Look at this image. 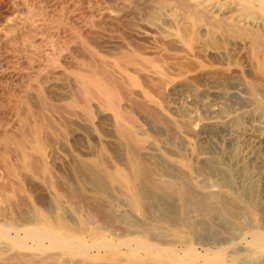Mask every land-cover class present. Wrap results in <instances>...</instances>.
Listing matches in <instances>:
<instances>
[{"label": "rangeland", "instance_id": "rangeland-1", "mask_svg": "<svg viewBox=\"0 0 264 264\" xmlns=\"http://www.w3.org/2000/svg\"><path fill=\"white\" fill-rule=\"evenodd\" d=\"M17 1L0 16V264H264V21L173 0L216 24L176 65L169 0Z\"/></svg>", "mask_w": 264, "mask_h": 264}, {"label": "bare ground", "instance_id": "bare-ground-1", "mask_svg": "<svg viewBox=\"0 0 264 264\" xmlns=\"http://www.w3.org/2000/svg\"><path fill=\"white\" fill-rule=\"evenodd\" d=\"M157 1V0H156ZM178 1V0H177ZM181 1V0H180ZM180 1H178L176 4H178ZM182 1H186V0H182ZM201 1H203V0H201ZM223 1H225V0H223ZM21 2V1H20ZM28 2V1H27ZM154 2V1H153ZM160 2H163V1H160ZM159 2V3H160ZM165 2H167V1H165ZM165 2L161 5V6H164V4H165ZM169 2L170 3H174V7L175 8H179L180 9V11L182 12V13H178V12H176V11H174L173 9H175V8H173V9H171L172 7L171 6H169L168 7V9L166 10V11H168V13H169V15H171V16H174V18L173 19H169L168 20V22H169V24H173L174 25V27H175V32L174 33H168V34H170L171 36H172V41L174 42V46H177V47H175L176 48V51H177V53H175V55L174 56H171V55H169V56H171L170 58L171 59H174V61L176 60L177 62H178V60L179 59H181V57H183L185 54H188V52H189V50H188V48H187V43H190V42H192V40L193 39H196V38H198L199 36H206L208 33H209V29H207V27H205L203 24H199V21L201 22V20H203L204 22V24H206V25H210V24H212V27H213V25L215 26L216 24H213L212 23V21H211V19H209L210 17H208V16H206V17H203L204 15H206L207 13L206 12H204L205 14H203V13H201L200 12V9H201V7H202V3L200 2V1H196V2H194L193 4H191V5H189V6H187V5H185V2H184V5H181V4H179V5H176L175 4V2H173V0L171 1V0H169ZM169 2H168V4H169ZM18 3V1L17 0H0V9H2L3 7H5V10H3V11H1L0 10V16L1 15H4L5 13L7 14V13H9L10 11H13V10H15V6H16V4ZM29 3H31V2H29ZM152 3V2H151ZM183 3V2H182ZM135 4V3H134ZM157 4V3H156ZM161 4V3H160ZM258 6V8H261V9H264V0H255V1H252V2H249L248 0H234L233 2H231V4H225V3H223V2H220V0H211L210 1V3L209 4H207V6H206V10H208V12L210 13V14H214L215 12H219V13H222L223 15L224 14H232V13H234V12H236V18L237 19H239L240 21H245L246 23H255V24H260V23H262L264 20H263V18L262 17H260L259 15H256V13L254 12V10H256L255 9V6ZM66 7V6H65ZM128 7V6H127ZM166 7V6H165ZM171 7V8H170ZM35 9V8H34ZM178 9V10H179ZM132 10H134V9H132ZM49 11V10H48ZM58 11V10H57ZM116 11V10H115ZM114 11V12H115ZM158 11V10H157ZM160 12V11H159ZM24 13V12H23ZM41 13V12H40ZM50 13H51V11H50ZM144 13V12H143ZM160 13H163V12H160ZM199 13H201V14H203V16L202 15H200ZM116 14V13H115ZM154 14V13H153ZM15 15V14H14ZM161 15V14H160ZM165 15V14H164ZM59 16V15H58ZM163 16V15H162ZM13 17V16H12ZM91 17V16H90ZM123 17V16H122ZM208 17V18H207ZM164 18H166V17H164ZM163 18V19H164ZM58 20V19H57ZM91 20V19H90ZM166 20V19H165ZM165 20H164V22H165ZM220 20H222V19H220ZM8 21V20H7ZM149 21V20H148ZM155 21V20H154ZM160 21H162V19L160 20ZM167 21V20H166ZM219 21V20H218ZM9 22V21H8ZM16 22V21H15ZM163 22V21H162ZM163 22V23H164ZM17 23V22H16ZM31 23V22H30ZM150 23V22H149ZM157 23V22H156ZM162 23V24H163ZM167 23V22H166ZM12 24V23H11ZM29 24V23H28ZM161 24V25H162ZM168 24V25H169ZM224 24V23H223ZM158 25V24H157ZM173 25H171V26H173ZM219 25V24H218ZM217 25V26H218ZM7 26V25H6ZM25 26V25H24ZM75 26V25H74ZM159 26V25H158ZM166 26V25H165ZM223 26H225V25H223ZM230 26V25H229ZM169 27V26H168ZM167 27V28H168ZM209 27V26H208ZM77 28V27H76ZM221 28H223V27H221ZM224 28H226V27H224ZM223 28V29H224ZM233 28V27H232ZM33 29V28H32ZM37 29V28H36ZM115 29V28H114ZM157 29V28H156ZM174 29V28H173ZM228 29H229V27H228ZM5 30V29H4ZM149 31H150V29H148ZM227 30V29H226ZM237 30V29H236ZM236 30H234V31H236ZM32 31V30H31ZM132 31V30H131ZM242 31V30H241ZM67 32V31H66ZM85 32V31H84ZM153 33H154V31H152ZM223 32H225V31H223ZM15 33V32H14ZM36 33V32H35ZM39 33V32H38ZM37 33V34H38ZM41 33V32H40ZM87 33V32H86ZM97 33V32H96ZM164 33H165V31H164ZM236 33V32H235ZM46 34V33H45ZM245 34V33H244ZM213 35V34H212ZM2 36H4V35H2V34H0V42H4L5 41V37L4 38H2ZM6 36V35H5ZM32 36V35H31ZM60 36V35H59ZM156 36V35H155ZM23 37V36H22ZM145 37V36H144ZM31 38H33V36L31 37ZM110 38V37H109ZM118 38V37H117ZM141 38V37H140ZM52 39V38H51ZM115 39V38H114ZM151 39V38H150ZM215 39V38H214ZM252 39V38H251ZM27 40H28V38H27ZM125 40H127V39H125ZM136 40V39H135ZM161 40V39H160ZM159 40V41H160ZM171 40V39H170ZM199 39H197V41H198ZM8 41V40H7ZM13 41V40H12ZM42 41V40H41ZM162 41V40H161ZM167 41V40H166ZM171 41V42H172ZM202 40H199L198 41V44H199V42H201ZM14 42V41H13ZM19 42V41H18ZM36 42V41H35ZM169 43V44H172V43ZM57 43V42H56ZM65 43V42H64ZM202 43V42H201ZM261 43V42H260ZM4 44V43H3ZM161 44V43H160ZM197 44V43H196ZM197 44V45H198ZM215 44V43H214ZM238 44V43H237ZM236 44V45H237ZM251 44V43H250ZM56 45V44H55ZM66 45V44H65ZM95 45V44H94ZM192 45V44H191ZM202 45V44H201ZM142 46V45H141ZM239 46V45H238ZM83 47V46H82ZM28 48V47H27ZM9 49V48H8ZM217 49H219V48H217ZM142 50V49H141ZM263 50V49H262ZM228 51V50H227ZM31 52H32V50H31ZM57 52V51H56ZM72 52V51H71ZM162 52V51H161ZM140 53V52H139ZM254 53V52H253ZM143 54V53H142ZM163 54H165V53H163ZM214 54V53H213ZM219 54H220V52H219ZM161 55V54H160ZM166 55V54H165ZM241 56V55H240ZM248 56V55H247ZM44 57V56H43ZM131 57V56H130ZM224 57V56H223ZM4 58V57H3ZM27 58V57H26ZM78 58V57H77ZM168 58V57H167ZM169 58V59H170ZM64 59V58H63ZM154 59V58H153ZM170 59V60H171ZM96 61H97V59H96ZM127 61V60H126ZM137 61V60H136ZM135 61V62H136ZM162 61V60H161ZM160 61V62H161ZM172 61V60H171ZM169 62L170 64L171 63H173V64H176L177 65V63H176V61L175 62ZM180 61V60H179ZM261 61V60H260ZM50 62H52V61H50ZM62 62V61H61ZM120 62V61H119ZM205 62V61H204ZM128 63V62H127ZM165 63V62H164ZM253 63V62H252ZM17 64V63H16ZM138 64H140V63H138ZM172 64V65H173ZM185 64H186V62H185ZM161 66V65H160ZM167 66V65H166ZM170 66V65H169ZM180 66H181V64H180ZM168 67V66H167ZM173 67H175L174 65H173ZM172 67V68H173ZM191 67V66H190ZM260 70L261 71H263L264 70V59L262 60V63H261V65H260ZM76 68V67H75ZM110 68V67H109ZM143 68H148V67H146V66H144L143 65ZM164 68V67H163ZM170 68H171V66H170ZM182 68V67H181ZM185 68H187V67H185ZM194 68V67H193ZM192 68V69H193ZM103 69V68H102ZM129 69V68H128ZM165 69V68H164ZM163 69V70H164ZM182 69H184V68H182ZM188 69V68H187ZM43 70V69H42ZM81 70V69H80ZM132 70H136V69H132ZM137 71V70H136ZM215 71V70H214ZM222 71V70H221ZM131 72V71H130ZM148 72H151V71H148ZM147 72V73H148ZM168 72V71H167ZM219 72V71H218ZM233 72V71H232ZM16 73V72H15ZM147 73L144 75V76H146L147 75ZM152 73V72H151ZM180 73H181V71H180ZM200 73V72H199ZM236 73V72H235ZM109 74H111V73H109ZM137 74H139V73H137ZM106 75V74H105ZM112 75V74H111ZM141 75V74H140ZM218 75V74H217ZM222 75V74H221ZM102 76V75H101ZM113 76V75H112ZM141 76H143V75H141ZM140 76V77H141ZM143 76V77H144ZM152 76V75H151ZM150 76V77H151ZM175 76V75H174ZM149 77V76H148ZM147 77V78H148ZM227 77V76H226ZM108 78V77H107ZM115 78V77H114ZM153 78V77H152ZM156 78V77H155ZM218 78V77H217ZM154 79V78H153ZM189 79H190V77H189ZM111 80V79H110ZM110 80H108L107 81V83H110L109 81ZM115 80V79H114ZM215 80V79H214ZM113 81V80H112ZM13 82V81H12ZM78 82V81H77ZM227 82V81H226ZM79 83V82H78ZM114 83V82H113ZM177 83V82H176ZM111 84V83H110ZM110 84L108 85V86H110ZM148 86V85H147ZM218 86V85H217ZM112 87V86H111ZM118 87V86H117ZM158 87H161L162 88V85L160 84V85H158ZM47 88V87H46ZM152 89H154V88H152ZM176 89V88H175ZM120 90V89H119ZM151 90V89H150ZM162 90V89H161ZM77 92V91H76ZM163 92V91H162ZM27 93V92H26ZM74 93H75V91H74ZM120 93V92H119ZM153 93V92H152ZM157 93V92H156ZM14 94V93H13ZM125 94V93H124ZM137 94V93H136ZM160 94V93H159ZM162 94V93H161ZM56 95V94H55ZM75 95V94H74ZM95 95V94H94ZM135 95V94H134ZM93 96V95H92ZM125 96V95H124ZM155 97H157V96H155ZM42 99V98H41ZM77 99V98H76ZM131 99V98H130ZM81 100H83V99H81ZM113 101V100H112ZM81 102V101H80ZM5 103V102H4ZM13 103V102H12ZM164 104V103H163ZM44 105H45V102H44ZM54 105V104H53ZM58 106V105H57ZM51 107H53V106H51ZM134 107V106H133ZM168 107V106H167ZM54 108V107H53ZM33 109V108H32ZM48 109V108H47ZM46 109V110H47ZM148 109V108H147ZM35 110V109H34ZM60 110V109H59ZM137 110V109H136ZM139 110V109H138ZM66 111V110H65ZM71 111V110H70ZM123 111V110H122ZM152 111V110H151ZM55 113V112H54ZM68 113V112H67ZM144 113V112H143ZM34 114V113H33ZM51 114V113H50ZM58 114V113H57ZM22 115V114H21ZM20 115V116H21ZM52 115V114H51ZM70 115V114H69ZM106 115V114H105ZM147 115H148V113H147ZM37 116H38V114H37ZM60 116V115H59ZM82 116V115H81ZM122 116H123V114H122ZM184 116V115H183ZM12 117V116H11ZM22 117V116H21ZM39 117V116H38ZM151 118V117H150ZM166 118V117H165ZM127 119V118H126ZM131 119V118H130ZM163 119V118H162ZM45 120V119H44ZM105 120V119H104ZM129 120V119H128ZM134 120V119H133ZM168 120V119H167ZM67 121V120H66ZM165 121V120H164ZM64 122V121H63ZM166 122V121H165ZM65 123V122H64ZM100 123V122H99ZM180 123V122H179ZM30 124V123H29ZM45 124V123H44ZM182 124V123H181ZM186 124V123H185ZM190 125V124H189ZM209 125V124H208ZM50 126V125H49ZM166 126V125H165ZM77 127V126H76ZM99 127V126H98ZM168 127V126H167ZM192 127V126H191ZM190 127V128H191ZM68 128V127H67ZM100 128V127H99ZM135 128V127H134ZM149 128V127H148ZM169 128V127H168ZM199 128V127H198ZM42 129H44V128H42ZM52 129V128H51ZM188 129V128H187ZM69 130V129H68ZM141 131V130H140ZM156 131V130H155ZM202 131V130H201ZM174 132V131H173ZM45 133V132H44ZM86 133V132H85ZM77 134V133H76ZM102 134V133H101ZM171 134H173V133H171ZM27 136V135H26ZM124 136V135H123ZM161 136V135H160ZM61 137V136H60ZM70 137V136H69ZM82 137V136H81ZM126 137V136H125ZM49 138V137H48ZM83 138V137H82ZM91 138V137H90ZM130 138H131V136H130ZM171 138V137H170ZM98 139V141H99V138H97ZM126 139V138H125ZM50 140H51V138H50ZM3 141V140H2ZM162 141V140H161ZM169 141V140H168ZM178 141V140H177ZM77 142V141H76ZM106 142V141H105ZM172 142V141H171ZM52 144V143H51ZM102 144V143H101ZM61 145V144H60ZM78 145V144H77ZM46 146V145H45ZM9 147V146H8ZM109 147V146H108ZM111 148V147H110ZM53 149V148H52ZM51 149V150H52ZM118 149V148H117ZM144 149H145V155H148V150L149 149H151V146L150 145H146V146H144ZM153 149V148H152ZM5 150V149H4ZM15 150V149H14ZM17 151V150H16ZM78 151V150H77ZM133 151V150H132ZM136 152H138V151H136ZM19 153V152H18ZM68 153V152H67ZM70 154V153H69ZM52 155V154H51ZM149 155H150V153H149ZM135 156V155H134ZM149 157V156H148ZM74 158V157H73ZM20 159V158H19ZM68 159V158H67ZM71 159V158H70ZM148 159V158H147ZM152 159V158H151ZM54 160V159H53ZM76 160V159H75ZM117 161V160H116ZM82 162V161H81ZM74 163V162H73ZM165 163V162H164ZM87 164V163H86ZM139 164V163H138ZM160 164H162V163H160ZM75 165V164H74ZM78 165V164H77ZM4 166V165H3ZM2 166V167H3ZM86 166V165H85ZM30 167H32V165L30 166ZM36 167V166H35ZM4 168V167H3ZM78 168V167H77ZM80 168V167H79ZM109 168V167H108ZM157 168V167H156ZM141 169V168H140ZM147 169V168H146ZM76 170V169H75ZM92 170V169H91ZM163 170V169H162ZM39 171V170H38ZM145 171V170H144ZM196 171V170H195ZM2 172V171H1ZM5 172H7V171H5ZM11 172V171H10ZM149 172H150V170H149ZM163 172V171H162ZM2 174V173H1ZM9 174V173H8ZM78 174V173H77ZM148 174V173H147ZM180 174V173H179ZM198 175V174H197ZM45 176V175H44ZM87 176V175H86ZM165 176V175H164ZM47 177V176H46ZM81 177V176H80ZM99 177V176H98ZM147 177V176H146ZM88 178V177H87ZM86 178V179H87ZM158 178V177H157ZM143 179V178H142ZM1 181V180H0ZM86 181V180H85ZM151 181V180H150ZM182 182V181H181ZM160 183V182H159ZM212 183V182H211ZM214 183V182H213ZM90 184V183H89ZM104 184V183H103ZM204 184V183H203ZM226 184V183H225ZM237 184V183H236ZM105 185V184H104ZM166 185V184H165ZM172 185V184H171ZM215 185V184H214ZM4 186V185H3ZM156 186V185H155ZM154 186V187H155ZM182 186V185H181ZM108 187V186H107ZM106 187V188H107ZM218 187V186H217ZM18 188V187H17ZM153 188V187H152ZM167 188V187H166ZM172 188V187H171ZM215 188V187H214ZM3 189V188H2ZM98 189V188H97ZM139 189V188H138ZM191 189V188H190ZM251 189V188H250ZM104 190H105V188H104ZM103 190V191H104ZM117 190V189H116ZM183 190H185V189H183ZM230 190V189H229ZM17 191H18V189H17ZM62 191V190H61ZM145 191V190H144ZM155 191V190H154ZM175 192V191H174ZM190 192V191H189ZM155 193V192H154ZM182 193V192H181ZM161 195V194H160ZM159 195V196H160ZM253 195V194H252ZM79 197V196H78ZM118 197V196H117ZM141 197V196H140ZM76 198V197H75ZM149 198V197H148ZM218 198V197H217ZM1 199V198H0ZM145 199V198H144ZM122 200V199H121ZM126 200V199H125ZM147 200V199H146ZM217 200V199H216ZM74 201V200H73ZM115 201V200H114ZM183 201V200H182ZM187 201V200H186ZM200 201V200H199ZM76 202V201H75ZM113 202V201H112ZM119 202H120V200H119ZM146 202V201H145ZM202 202V201H201ZM215 202V201H214ZM115 203V202H114ZM123 203V202H122ZM143 203V202H142ZM184 203V202H183ZM183 203H182V205H183ZM196 203V202H195ZM77 204V203H76ZM124 204H126L125 202H124ZM149 204V203H148ZM23 205V204H22ZM94 205V204H93ZM99 205V204H98ZM146 205V204H145ZM189 205V204H188ZM201 205V204H200ZM206 205V204H205ZM72 206V205H71ZM74 206V205H73ZM87 206V205H86ZM92 206V205H91ZM101 206V205H100ZM104 206V205H103ZM154 206V205H153ZM194 206V205H193ZM225 206V205H224ZM99 207V206H98ZM97 206H96V208H98ZM168 207V206H167ZM170 207V206H169ZM226 207V206H225ZM62 208V207H61ZM74 208V207H73ZM108 208H110V207H108ZM143 208V207H142ZM232 208V207H231ZM243 208V207H242ZM104 209V208H103ZM105 209L107 210V208L105 207ZM120 209V208H119ZM118 209V210H119ZM63 210V209H62ZM76 210V209H75ZM84 210V209H83ZM91 210V209H90ZM100 210V209H99ZM98 210V211H99ZM105 210V211H106ZM110 210H111V208H110ZM130 210V209H129ZM128 210V211H129ZM151 210V209H150ZM217 210V209H216ZM25 211V210H24ZM123 211V210H122ZM122 211H121V213H122ZM202 211V210H201ZM118 212H120V211H118ZM131 212V211H130ZM110 213V212H109ZM82 214H84V212L82 213ZM111 214V213H110ZM113 214L115 215V213H114V211H113ZM156 214V213H155ZM239 214H240V211H239ZM16 215V214H15ZM29 215V214H28ZM114 215H112V217L114 216ZM135 215V214H134ZM154 215V214H153ZM196 215V214H195ZM67 216V215H66ZM119 215H117V217H118ZM111 217V216H110ZM157 217V216H156ZM164 217V216H163ZM223 217V216H222ZM231 217V216H230ZM235 217V216H234ZM100 218V217H99ZM103 218V217H102ZM150 218V217H149ZM101 219V218H100ZM114 219V218H113ZM121 219V218H120ZM136 219V218H135ZM242 219H243V217H242ZM26 220V219H25ZM29 220V219H28ZM92 220V219H91ZM104 220V219H103ZM110 220H111V218H110ZM117 220H119V219H117ZM147 220V219H146ZM183 220V219H182ZM102 221V220H101ZM138 221V220H137ZM91 222V221H90ZM93 222V221H92ZM113 223H114V221H112ZM199 222V221H198ZM1 223V222H0ZM4 223V222H3ZM103 223V222H102ZM190 223V222H189ZM95 224V223H94ZM193 224V223H192ZM205 224V223H204ZM17 225V224H16ZM112 225V224H111ZM199 225V224H198ZM218 225V224H217ZM130 226V225H129ZM261 226V225H260ZM107 227V226H106ZM127 227V226H126ZM110 228V227H109ZM134 228V227H133ZM115 229V228H114ZM128 229V228H127ZM132 229V228H131ZM137 229V228H136ZM205 229V228H204ZM24 230H26V229H24ZM31 230V229H30ZM30 230H28V231H30ZM111 230H113V229H111ZM194 230V229H193ZM125 231V230H124ZM16 232V231H15ZM37 232V231H36ZM138 232V231H137ZM194 232V231H193ZM198 232V231H197ZM237 232V231H236ZM38 234H40V235H42L43 237L45 236V235H47V234H45V235H43V234H41L39 231L37 232ZM143 233V232H142ZM156 233V232H155ZM191 233V232H190ZM37 234V235H38ZM140 234V233H139ZM149 234V233H148ZM14 235V234H13ZM49 235V234H48ZM50 235H52V234H50ZM141 235V234H140ZM191 235H193V233H191ZM250 234H248V236H249ZM3 236H4V234H3ZM6 236V235H5ZM194 236V235H193ZM246 236V235H245ZM253 236V235H252ZM251 236V237H252ZM38 237H41V236H38ZM204 237V236H203ZM208 237V236H207ZM250 237V236H249ZM251 237H250V240H252L251 239ZM260 237V236H259ZM46 238V237H45ZM54 238V237H53ZM10 239H12V238H10ZM150 239V238H149ZM203 239V238H202ZM256 239V238H255ZM258 239V238H257ZM260 239V238H259ZM46 240V239H45ZM213 240V239H212ZM261 240V239H260ZM130 241V240H129ZM176 241V240H175ZM214 241V240H213ZM252 241H254V238H253V240ZM19 242V241H18ZM58 242V241H57ZM57 242H56V245H57ZM257 242V241H256ZM259 242V241H258ZM70 243V242H69ZM164 243V242H163ZM227 243V242H226ZM59 244V246L60 245H62V244H60V243H58ZM75 244V243H74ZM71 245V243L69 244V246ZM62 246H64V244L62 245ZM61 246V247H62ZM112 246V245H111ZM118 245H116V247H117ZM76 247V246H75ZM78 247V246H77ZM97 247V246H96ZM96 247H94V248H96ZM113 247V246H112ZM202 247V246H201ZM210 247V246H209ZM66 248V247H65ZM91 248V247H90ZM98 248V247H97ZM99 248H101V247H99ZM104 248V247H103ZM236 248V247H235ZM59 249V248H58ZM78 249V248H77ZM86 249H88V248H86ZM93 249V248H92ZM140 249V248H139ZM143 249V248H142ZM1 250V249H0ZM4 250V249H3ZM146 250V249H145ZM84 251H85V249H84ZM219 251V250H218ZM83 252V251H82ZM21 255V254H20ZM235 255V254H234ZM10 256V255H9ZM15 259H17V258H15ZM253 259V258H252ZM31 260H32V258H31ZM36 260H38V259H36ZM258 260V259H257ZM33 261V260H32ZM243 261V260H242ZM239 262V261H238ZM241 262V261H240ZM65 263V262H64ZM74 262H72V264H73ZM75 264V263H74ZM247 264H248V262H247Z\"/></svg>", "mask_w": 264, "mask_h": 264}]
</instances>
